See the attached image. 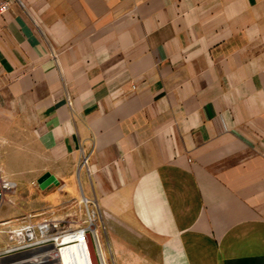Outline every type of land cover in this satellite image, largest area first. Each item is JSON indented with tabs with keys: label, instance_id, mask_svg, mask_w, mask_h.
Here are the masks:
<instances>
[{
	"label": "crops",
	"instance_id": "0c3cea01",
	"mask_svg": "<svg viewBox=\"0 0 264 264\" xmlns=\"http://www.w3.org/2000/svg\"><path fill=\"white\" fill-rule=\"evenodd\" d=\"M0 168L86 197L122 264H264V0H11Z\"/></svg>",
	"mask_w": 264,
	"mask_h": 264
},
{
	"label": "built area",
	"instance_id": "2783aa9c",
	"mask_svg": "<svg viewBox=\"0 0 264 264\" xmlns=\"http://www.w3.org/2000/svg\"><path fill=\"white\" fill-rule=\"evenodd\" d=\"M10 3L11 0L0 2V12L7 10ZM17 186V182L5 175L0 168V207L11 202L10 196ZM78 205L79 209L67 211L62 216L38 218L30 214L17 224L0 221V264H108L96 224V211L88 208L89 201L86 197ZM83 206L87 207V217L81 220L78 211L82 212ZM72 236L78 238L63 242L64 238ZM82 242L85 243L83 261L76 259L66 263L62 256L63 247Z\"/></svg>",
	"mask_w": 264,
	"mask_h": 264
},
{
	"label": "rangeland",
	"instance_id": "374dc122",
	"mask_svg": "<svg viewBox=\"0 0 264 264\" xmlns=\"http://www.w3.org/2000/svg\"><path fill=\"white\" fill-rule=\"evenodd\" d=\"M6 175L12 179H15L14 177H18L19 181V186H17L16 191L14 192L13 199L15 195L18 193L21 196L24 197V200H28L31 202L30 207L26 208V212L24 215H22V218H27L30 214H33L37 216L38 218L44 217V216H51V215H62L63 213L67 211H76L79 209V205L77 201L68 200L65 202L61 201L59 199V194H56L54 199L48 200L47 198H44V195L41 191L39 182L36 180V178L30 177L28 174H12V173H6ZM57 192L59 189L54 188ZM62 197V196H61ZM9 203V202H8ZM89 209H93L97 213V218H96V224L98 226V231L100 234V239L102 241L104 250L107 255L108 259V264H122V259L123 256L122 254H119L118 252H114L113 246L116 247L115 245H118L121 243V238H113L109 237L107 234V221L105 220V215L103 214L102 211L98 210L96 207L91 206V204L88 205ZM87 207L83 206V211L81 212L80 210L78 211V215L81 218V220H84L87 215ZM75 216V215H72ZM71 216V217H72ZM134 245L138 246L139 245H144L145 248L147 247L148 249H153L154 250V244L148 240V239H139L138 236H136L134 239ZM92 241L95 242V239L92 238ZM118 242V244H116ZM0 245L1 244V239H0ZM116 249V248H115ZM131 257L132 261H151L154 260L155 256L154 254H145V253H135L128 255Z\"/></svg>",
	"mask_w": 264,
	"mask_h": 264
},
{
	"label": "bare ground",
	"instance_id": "6f19581e",
	"mask_svg": "<svg viewBox=\"0 0 264 264\" xmlns=\"http://www.w3.org/2000/svg\"><path fill=\"white\" fill-rule=\"evenodd\" d=\"M78 238V236L66 237L63 239V242H67ZM85 247V243H73L67 246H64L62 249V256L65 262H71L74 260H81L83 261L84 253L83 248Z\"/></svg>",
	"mask_w": 264,
	"mask_h": 264
},
{
	"label": "water",
	"instance_id": "95a60500",
	"mask_svg": "<svg viewBox=\"0 0 264 264\" xmlns=\"http://www.w3.org/2000/svg\"><path fill=\"white\" fill-rule=\"evenodd\" d=\"M38 182L42 188H46L51 184H58L59 180L54 174H52L51 172H47L38 179Z\"/></svg>",
	"mask_w": 264,
	"mask_h": 264
}]
</instances>
